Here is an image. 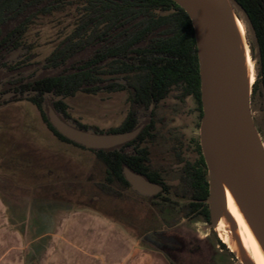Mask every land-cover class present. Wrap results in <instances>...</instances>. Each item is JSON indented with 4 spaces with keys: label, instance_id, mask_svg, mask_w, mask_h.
Here are the masks:
<instances>
[{
    "label": "rangeland",
    "instance_id": "obj_1",
    "mask_svg": "<svg viewBox=\"0 0 264 264\" xmlns=\"http://www.w3.org/2000/svg\"><path fill=\"white\" fill-rule=\"evenodd\" d=\"M77 5H80L78 0H71L60 10L31 19L24 34L31 62H42L72 29L77 18ZM233 9L241 18L247 43L251 32L245 16L235 7ZM247 48L252 83L257 77V60L255 51L248 44ZM37 68L39 65L34 64L32 70ZM249 99L254 124L264 145L262 95L257 91ZM64 100L71 117L96 132L115 126L127 109L124 91H77ZM191 110L190 102L178 104L173 93L158 104V139L152 148L155 158H172L171 133L177 134L184 145H188L187 140L196 131V117ZM183 153L191 159L195 155L189 146ZM103 176L104 166L95 154L87 148L56 138L43 123L33 103L23 99L0 104V188L19 205L14 206L17 204L13 202L12 207L2 208L0 215L6 212L13 223L0 224V231L4 228L16 231L18 259L23 256L28 264L38 263L35 255H24L23 247H28L34 254L41 248L42 244L36 240L41 226L35 222L45 216L51 218L56 215L58 202L69 205L72 215L75 212L109 218L134 239L147 231L165 229L173 241L172 245L164 248L174 255L175 264H241L227 247L219 244L217 231L208 228L200 218H181L172 209L160 211L146 197L129 189L119 191L117 195L107 193L97 185L103 181ZM69 212L61 211L60 215ZM27 218L32 222L26 221ZM221 222L220 218L216 219L217 225ZM48 223L44 228L51 229V222ZM20 234L25 237L21 245Z\"/></svg>",
    "mask_w": 264,
    "mask_h": 264
},
{
    "label": "trees",
    "instance_id": "obj_2",
    "mask_svg": "<svg viewBox=\"0 0 264 264\" xmlns=\"http://www.w3.org/2000/svg\"><path fill=\"white\" fill-rule=\"evenodd\" d=\"M69 1L71 0H0V16L3 20L8 11L13 16L26 10L24 21L19 23L21 25L37 13H50L64 7ZM78 1L80 5H77L79 9L76 12L75 26L47 57L53 64L78 57L77 63L68 72L61 71L45 76L27 85L37 92L27 98L36 106L41 119L55 136L72 142L48 122L43 94L54 96L49 102L64 118L68 116L67 104L61 97L72 95L78 90H98L103 72L124 74V83L132 90V94L139 96L140 103L145 106L151 101H158L170 89L176 88L181 91V96L192 92L200 107V81L193 27L182 7L173 0ZM235 2L247 17L251 32L247 44L255 51L257 60V77L251 83L252 98L257 91L262 94L260 83L264 86V0ZM10 34L17 37L20 32L13 27ZM133 115L131 109L121 125L113 131L132 129L135 123ZM91 150L104 166L103 181L97 185L107 193L117 195L118 187L127 188L128 182L122 173L123 166L140 173L146 179L157 181L147 175L148 168L141 161L144 149L136 150L141 153L140 165L135 161L138 154H134L132 150L122 154L117 147ZM197 150L201 170L181 178L182 184L186 182L190 185L187 189H178L171 193L177 199H191L184 203L190 211H194L201 204L194 199L208 196L206 168L199 144ZM179 201L170 199L172 206L178 205ZM172 208L175 210V207ZM178 212L176 215L181 217ZM205 212L207 215V209ZM218 240L222 247H227L219 238ZM160 249L173 264L176 263L174 255H170L164 247Z\"/></svg>",
    "mask_w": 264,
    "mask_h": 264
},
{
    "label": "water",
    "instance_id": "obj_3",
    "mask_svg": "<svg viewBox=\"0 0 264 264\" xmlns=\"http://www.w3.org/2000/svg\"><path fill=\"white\" fill-rule=\"evenodd\" d=\"M173 1L188 14L196 45L202 105L199 143L207 168L206 201L210 211L207 227L213 228L215 215L222 213L217 171L223 168L228 182L264 238V145L251 114L250 92L245 95L242 91L222 25L225 23L237 43V15L233 7L243 13L248 23L247 17L235 0ZM261 88L264 103L263 84ZM47 116L64 137L92 149L110 148L132 139L139 131L135 128L120 133H98L80 129L62 120L50 106L47 107ZM122 172L131 189L140 195L149 196L161 189L160 185L126 166Z\"/></svg>",
    "mask_w": 264,
    "mask_h": 264
},
{
    "label": "flooded vegetation",
    "instance_id": "obj_4",
    "mask_svg": "<svg viewBox=\"0 0 264 264\" xmlns=\"http://www.w3.org/2000/svg\"><path fill=\"white\" fill-rule=\"evenodd\" d=\"M70 2L71 1L67 3H70ZM67 3H65V5ZM61 8L57 10H60ZM78 9L76 10V12L78 11ZM57 10H54V11H57ZM39 14H43V13H37L36 15L31 17L29 21H26L22 23L21 25H19V23L24 21L23 19L25 18L26 10H24L23 13L22 12L16 13L13 16H12V13L8 11L7 14H4L3 20H1L2 18L0 16V104H5L10 101H18V100H23V99L31 102L27 97L34 95L37 92L27 87L28 83L33 82L36 79H41L45 76L58 74L61 71L68 72V70H72L73 66H75V64L77 63L76 60L78 59V57L70 59V60L66 59L64 63H60V64H56V63L53 64L52 61L47 59V57L51 54V52L56 48V46H58V44L64 39V37L72 29L66 35H64V37L56 44V46H54L53 49L43 58L42 62L33 63L30 61L29 53H28L29 46L26 44L24 40V34L27 30L28 23L31 21L32 18H34L35 16ZM74 26H75V23L73 27ZM13 27L17 28L20 32L19 36L17 37L14 36L15 38L12 37V35L10 34ZM105 61L107 62V59ZM34 64L35 65L38 64L39 68L33 71L32 68ZM123 75L124 74H121V73H109V72H103L100 75V78H101L100 88L94 92H97V91H105L107 93L119 92V91L126 92L127 109H126L124 116L115 126L109 127L98 133L126 132V131H113V130L121 125V123L128 116L129 111L132 109L134 113L133 116L135 119V123H134V127L127 131H131L135 128H139V131L132 139L127 140L123 143L117 144L112 147H117L118 151L121 154L124 152L129 153L131 150L134 152V154H138L136 155L137 158L135 159L137 165H140L143 163L148 168V172H147L148 174L147 173L146 174L152 178L157 179L156 182L151 181L150 179H147V180L152 183H156L160 185L161 189L158 192L151 194L149 196H143L133 191L130 187V184L128 183L127 188L123 189V188L118 187L117 190L124 191L126 189H129L141 197H146L147 199L149 198L148 201L151 204L156 205L160 211H163L165 209L174 210L172 207H175L174 211L178 212L179 210L178 213H180L181 218H194V217L197 218L198 217L206 225H208L210 223V211H209V205L206 201L207 197L194 199V201L201 203V204L194 211H190L184 205V203L187 200H191V199H177L171 194L175 190L187 189L188 186H190L186 184V182L182 184V180H181L182 177L198 173L201 170L200 161H199L200 155L198 154V150H197V144H199L200 146L199 125H200V120L202 116V113L200 114V112H202L201 99H200V107H199L196 96L192 92L185 94L184 96H181V91H179L176 88H172L168 91V93L164 97H162L158 101H151L147 106H145L140 103L141 101L139 99V96L131 93L132 90L129 88V86H127L124 83ZM114 83L116 85H114ZM261 84L262 83H260V86ZM199 88H200V84H199ZM78 91H82V90H78ZM261 91H262V88H261ZM94 92H90V93H94ZM171 93H173V97L178 104L184 105L187 102L191 103L192 105L191 111L194 112V115L196 117V123L194 125L196 128V131H194L193 134L190 135L189 139L187 140L188 145H184V143L181 141V138L178 137L177 134L171 133L169 137L171 140L170 146H171L172 158L168 156L155 158L154 155H152V148L158 139V134L156 130V108L158 104H160V102L166 99ZM72 95H68V96H72ZM261 95H262V103H263V91ZM68 96L61 97V99H63V101L66 104L67 102L64 99ZM43 97L45 98L44 102L46 103V116H47V107L48 106L52 107L49 100L51 97L54 98V96L52 94H43ZM52 109L54 110L53 107ZM66 112L68 113V116L64 118H62L57 112L56 114L62 120L80 129H84V130L88 129V126L81 124L80 122H78L77 120L71 117L69 110H68V104H67ZM47 120H48V116H47ZM141 132H142V135H139ZM56 138L58 137L56 136ZM58 139L64 142H68L60 138ZM71 143L76 144L78 146L80 145L73 141ZM188 146L190 147V149H193V151L195 152V155L192 159L185 156L183 153L184 150ZM81 147H84V146H81ZM87 149L91 150L92 148H87ZM105 149H109V148H105ZM137 149H144V155H141L143 156L142 157L143 160H141L142 163L139 158V155L141 153H137L136 151ZM200 150H201V147H200ZM205 168H206V164H205ZM170 175H172V177H170ZM206 175H207V168H206ZM170 199H176L180 201L178 205L172 206ZM206 209H207V215L205 212ZM140 238H142L143 241L145 242H149L153 244L154 247L158 249H160V247H169L170 245H172L171 244L172 237L166 234V231L163 228L152 230V231H147Z\"/></svg>",
    "mask_w": 264,
    "mask_h": 264
},
{
    "label": "crops",
    "instance_id": "obj_5",
    "mask_svg": "<svg viewBox=\"0 0 264 264\" xmlns=\"http://www.w3.org/2000/svg\"><path fill=\"white\" fill-rule=\"evenodd\" d=\"M13 202L17 204L0 188V212ZM14 206L19 207L18 204ZM69 209V205L57 202L56 215L35 222L41 226L36 240L42 245L35 254L23 247L25 256L35 255L37 264H173L162 250L139 237L127 236L123 228L109 218L75 212L72 215ZM61 211L69 213L60 215ZM28 220L32 222L30 218ZM48 222H51V229L44 228L50 224ZM11 223L13 220L9 214L0 215V224ZM9 229L0 231V264H28L23 256L17 258V233ZM24 238L20 234V245Z\"/></svg>",
    "mask_w": 264,
    "mask_h": 264
},
{
    "label": "bare ground",
    "instance_id": "obj_6",
    "mask_svg": "<svg viewBox=\"0 0 264 264\" xmlns=\"http://www.w3.org/2000/svg\"><path fill=\"white\" fill-rule=\"evenodd\" d=\"M222 25L228 51L240 86L244 94L248 95L251 85V72L243 26L238 17L235 16V26L238 33V42L236 43L232 39L225 23ZM217 172L223 209L221 214L215 215L213 228L217 231L220 240L238 261L247 264H264L263 236L250 219L241 200L228 182L223 168L218 169ZM217 218L222 220L218 225L216 223Z\"/></svg>",
    "mask_w": 264,
    "mask_h": 264
}]
</instances>
